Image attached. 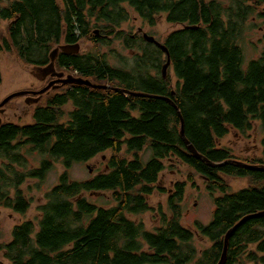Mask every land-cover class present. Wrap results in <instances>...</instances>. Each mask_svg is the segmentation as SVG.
Segmentation results:
<instances>
[{
	"label": "trees",
	"instance_id": "16d2710c",
	"mask_svg": "<svg viewBox=\"0 0 264 264\" xmlns=\"http://www.w3.org/2000/svg\"><path fill=\"white\" fill-rule=\"evenodd\" d=\"M262 4L264 0H0V26L7 23L0 55H14L40 74L55 47L82 39L107 47L119 41L135 53L132 61L118 54L122 67H116L99 49L59 52L55 68L108 89L63 85L35 107L32 124L1 123V207L27 213L31 202L20 189L26 179L43 181L56 163L63 167L57 185L37 208L36 223L16 226L11 242L0 245L10 264H218L226 234L246 217L251 218L229 236L224 264H264V216H257L264 213V171L235 164L210 167L180 138L182 120L185 138L208 161L264 166V44L250 60L241 46L249 18ZM127 8L149 26L165 16L167 23L183 27L162 42L171 64L165 79V54L142 36L120 29L129 20ZM254 124L262 134L259 156L239 159L221 145L230 131L245 134ZM24 152H36L41 159L28 173L20 170L27 165ZM105 152L111 155L104 172L71 180L73 165ZM166 161L178 162L204 180L214 203L209 224L182 225L185 183L175 184L168 200L171 216L162 214L161 226L151 231L131 220L151 210L148 198ZM227 178L247 185L233 190ZM104 193H111L112 205H96L86 196ZM196 237L209 243L200 253Z\"/></svg>",
	"mask_w": 264,
	"mask_h": 264
},
{
	"label": "rangeland",
	"instance_id": "374dc122",
	"mask_svg": "<svg viewBox=\"0 0 264 264\" xmlns=\"http://www.w3.org/2000/svg\"><path fill=\"white\" fill-rule=\"evenodd\" d=\"M129 20L122 24L121 30L125 31L131 36L143 33L154 37L158 42L163 40L172 32L179 31L183 27L180 25L169 24L165 20V16L156 17L155 26H149L141 20L137 14L131 9L127 8ZM7 23H2L0 26V41L6 35ZM97 30V29H95ZM79 54H87L96 52L99 49L102 53L108 55L111 65L122 67L118 59V54L128 58L132 61V56L135 53L125 50L119 41H115L110 47L96 45L95 43L86 39L80 40ZM264 44V4L256 10V14L249 18L246 31L244 33L241 46L246 54L243 56L246 60L256 58L261 52ZM61 44L60 46H62ZM56 48V47H55ZM54 48V49H55ZM113 50L114 53H110ZM136 52V51H135ZM245 60V59H244ZM249 61H244V66H247ZM55 73H64V76L77 77L72 72L60 71L54 68ZM0 103L8 96L17 92H38L45 88L50 82L54 81L51 76L40 74L32 67L22 64L14 55L2 53L0 55ZM45 77H44V76ZM171 82L174 84L176 78L171 74ZM56 86V87H55ZM59 85L52 86L48 92L42 96H22L9 101L3 106L2 113H0L1 123H16L21 125L32 124V114L37 105H43L48 95H53L56 92H61ZM57 89V90H56ZM60 89V90H58ZM36 99V101L34 100ZM70 109V108H68ZM262 137L261 130L258 124H254V128L245 133L239 134L235 131L230 133L220 143L232 150L235 157L242 159L246 157H257L261 152L260 139ZM29 150V148H28ZM110 152L100 154L87 163L75 164L69 170V176L74 181H84L92 178L98 173L104 172L105 163ZM24 156L27 165L20 168L21 172L33 170L40 165V156L36 152L26 153ZM149 153H146L144 159H148ZM165 169L160 174L156 189L148 198V203L151 210L136 216H130L131 220L135 222H142L146 230L153 231L155 228L161 226L162 214L168 217L171 212L168 208V200L170 195L174 193L176 183H185L184 194L182 202L180 203L182 209V225L188 228H194V223L199 222L207 225L211 222L214 211V203L212 197L206 190L204 180L186 166L178 162H164ZM63 172V167L56 163L55 166L47 173L45 179L40 181L35 178H27L24 184L20 187L28 201L31 202L30 208L25 214H18L11 209L0 206V245H5L11 242L13 229L25 221H32L36 223L38 218L37 208L44 203L45 194L50 191L58 183V178ZM233 190L244 188L247 185L246 180H236L227 178ZM91 202L99 206H109L111 204V193L104 194H90ZM219 196V195H217ZM194 246L200 253L201 250L207 248L209 243L200 237L194 240ZM0 262L2 264H10L0 253Z\"/></svg>",
	"mask_w": 264,
	"mask_h": 264
},
{
	"label": "water",
	"instance_id": "95a60500",
	"mask_svg": "<svg viewBox=\"0 0 264 264\" xmlns=\"http://www.w3.org/2000/svg\"><path fill=\"white\" fill-rule=\"evenodd\" d=\"M188 28V27H187ZM95 35H98V31H95ZM143 39L150 44H153L156 48L162 50L164 53H166L167 55V62L163 65L162 67V77L165 79L167 76V69L170 66V57H169V52L168 49L166 48V46L160 42H158L154 37L147 35L145 33H143L142 35ZM79 49L80 46L79 44H74V45H65V46H60L56 49H54L51 53H50V64L48 65L47 68L43 69L41 72L42 74L44 73V75L48 76V75H53L56 76L57 79L50 82L45 88H43L42 90L38 91V92H17L14 93L10 96H8L6 99H4L1 103H0V108H3V106H5L9 101H11L12 99L16 98V97H20V96H24L27 94H31L34 96H42L44 93H46L52 86L57 85V84H61V85H67V84H76V85H85L88 86L90 88L93 89H101V90H107L108 87L103 86V85H96V84H92L89 80H85L82 78H74L73 76H67L65 79H63L64 74L63 73H55L54 72V62L55 59L59 53V51H61L62 53L65 54H78L79 53ZM43 75V76H44ZM44 76V77H45ZM120 91V89H117ZM124 93H128L127 91H123ZM133 96H140V97H152V98H158V99H163L166 101L170 102L169 98H164V97H158V96H151V95H147L145 93H131ZM181 126H180V138L182 140V142L184 143L185 147L187 148V150L198 160L203 161L205 164H207L210 167H218V166H223L225 164H235L238 166H242L245 167L249 170H256V171H264V166H255V165H248V164H244L242 162H236V161H227L223 164H214L210 161H208L205 157H203L202 155H200L195 149L194 147L190 144V142L185 138L184 135V126H183V121L181 120ZM257 216H264V213L259 214ZM251 217H246L244 218L241 222H239L233 229H231L225 237V243H224V252L222 255V258L220 260V262L218 264H224L225 263V259H226V252H227V243H228V239L229 236L231 235V233L243 222H245L247 219H249Z\"/></svg>",
	"mask_w": 264,
	"mask_h": 264
},
{
	"label": "bare ground",
	"instance_id": "6f19581e",
	"mask_svg": "<svg viewBox=\"0 0 264 264\" xmlns=\"http://www.w3.org/2000/svg\"><path fill=\"white\" fill-rule=\"evenodd\" d=\"M143 35V34H142ZM143 38V37H142ZM145 41V40H144ZM153 45V44H152ZM160 50V49H159ZM162 51V50H161ZM60 53H61V51H59ZM163 52V51H162ZM164 53V52H163ZM59 54V53H58ZM165 54V56H166V62H167V55H166V53H164ZM55 63V62H54ZM171 65V64H170ZM163 67V66H162ZM170 67V66H169ZM169 67H168V69H169ZM47 68V67H46ZM54 68H55V65H54ZM45 69V68H44ZM168 69H167V71H168ZM37 71V70H36ZM161 73H162V69H161ZM70 76V75H69ZM23 92H25V91H23ZM48 92V91H47ZM28 95H31V94H27V95H24V96H28ZM32 96H34V95H32ZM20 97H22V96H20ZM40 97V96H39ZM17 98V97H16ZM35 101H36V99H34ZM1 121V120H0ZM0 125H1V122H0Z\"/></svg>",
	"mask_w": 264,
	"mask_h": 264
},
{
	"label": "flooded vegetation",
	"instance_id": "af4514ba",
	"mask_svg": "<svg viewBox=\"0 0 264 264\" xmlns=\"http://www.w3.org/2000/svg\"><path fill=\"white\" fill-rule=\"evenodd\" d=\"M59 73H60V72H58L57 74H59ZM63 74H64V73H63ZM49 76H51V77L53 78V80H56V79H57L56 76H53V75H49ZM66 77H67V76H66ZM66 77L63 76V79H65ZM57 85H59V86H57V88L63 86V85H61V84H57ZM55 87H56V86H55ZM0 113H2V109H0ZM0 264H2V263L0 262Z\"/></svg>",
	"mask_w": 264,
	"mask_h": 264
}]
</instances>
